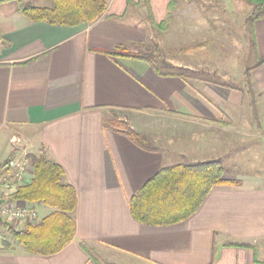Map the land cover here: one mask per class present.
<instances>
[{
  "label": "crops",
  "instance_id": "obj_1",
  "mask_svg": "<svg viewBox=\"0 0 264 264\" xmlns=\"http://www.w3.org/2000/svg\"><path fill=\"white\" fill-rule=\"evenodd\" d=\"M140 1L108 0L103 18L78 27L31 22L19 1L0 3V180L7 178L2 165L26 147L58 163L78 196L76 235L64 250L32 255L8 236L0 264H264V176L246 170L264 158V19L254 24L255 43L251 33L246 43L253 67L211 63L208 41L187 49L186 62L166 59L187 69L186 78L161 76L144 60L108 54L147 49L152 39L163 51L165 33L156 26L171 0H148L153 20L146 6L129 7ZM202 32L196 35L212 34ZM109 115L115 124L105 126ZM127 128L147 135L151 150L134 143ZM15 134L24 146H4ZM212 161L238 184L215 188L175 225L133 218L131 198L161 169ZM36 209L40 220L52 212Z\"/></svg>",
  "mask_w": 264,
  "mask_h": 264
},
{
  "label": "trees",
  "instance_id": "obj_2",
  "mask_svg": "<svg viewBox=\"0 0 264 264\" xmlns=\"http://www.w3.org/2000/svg\"><path fill=\"white\" fill-rule=\"evenodd\" d=\"M4 1L7 0H0V3ZM243 1L252 8L247 22L255 43L254 24L257 20L264 19V0ZM148 3V0H141L138 4L129 2V7L146 6L149 19L153 20ZM177 4L178 0L170 1L166 20L156 26L160 32L169 30ZM108 8V0H51L48 7L19 2V12L29 21L53 26L78 27L94 24L107 14ZM152 47L154 51L148 47L147 50L150 51L147 52H130L127 47H117L108 54L116 58L144 60L161 76L178 75L186 78L187 69L172 66L158 45L154 44ZM252 70L253 68L247 70V92L253 113L258 118L256 94L251 82ZM227 86L239 89L235 85ZM124 132L134 143L151 150L150 146L153 145L147 135L131 129ZM29 159L33 169L31 178L18 186L8 198L11 201L26 202L33 208H49L52 212L37 224H28L19 231L12 230L5 222L0 225L25 252L53 256L64 250L75 238L76 222L73 215L78 206V196L72 185L67 183L65 171L58 163L45 154H31ZM10 161L8 159L2 165L6 174ZM225 177L226 169L219 161L165 167L131 198V214L137 222L146 226H171L184 222L200 209L212 190L238 184ZM227 246L251 248L249 244L240 243H229Z\"/></svg>",
  "mask_w": 264,
  "mask_h": 264
},
{
  "label": "rangeland",
  "instance_id": "obj_3",
  "mask_svg": "<svg viewBox=\"0 0 264 264\" xmlns=\"http://www.w3.org/2000/svg\"><path fill=\"white\" fill-rule=\"evenodd\" d=\"M17 1L41 7H48L51 5V0ZM251 13L252 8L243 0H178L170 28L168 31L164 32L163 38L159 40L160 46L162 45L164 47L163 53L165 58L168 61L172 60V62L176 63L185 61L187 58V49L193 51L201 47L203 43L209 41L207 44L212 50L211 63L223 62L230 64L235 61L253 67L256 63L255 56L249 46L246 45L247 40H250L251 31L247 18ZM2 28H4V26H0V29ZM203 28L211 30L212 34L200 35L198 37L196 34L203 33ZM189 29H192V31L189 32ZM154 42L156 43L155 39H152L149 44L151 51H154V47H152L154 46ZM250 42L251 41H249V44ZM207 44H205V46ZM150 50L144 49L140 51L147 52ZM115 121L116 118L109 115L104 125H114ZM143 121L145 124L149 123V120L146 118H144ZM127 129L130 130V128ZM11 137L12 138L6 136L3 142L4 146L6 144L11 147L10 143L16 147L24 146L25 143L19 135L15 134ZM29 150L25 147L21 156H15L11 160L29 158L32 154ZM246 170L248 172L260 173L264 176V158L261 156L258 166ZM39 215L41 218L40 213Z\"/></svg>",
  "mask_w": 264,
  "mask_h": 264
},
{
  "label": "built area",
  "instance_id": "obj_4",
  "mask_svg": "<svg viewBox=\"0 0 264 264\" xmlns=\"http://www.w3.org/2000/svg\"><path fill=\"white\" fill-rule=\"evenodd\" d=\"M29 158L13 159L9 162V171L5 180H0V199L5 203L0 206V216L12 230L19 231V228L28 224H37L40 220L36 208L29 206L23 201H11L9 196L16 191V188L27 182L32 176V163ZM9 234L0 225V243L7 240Z\"/></svg>",
  "mask_w": 264,
  "mask_h": 264
},
{
  "label": "water",
  "instance_id": "obj_5",
  "mask_svg": "<svg viewBox=\"0 0 264 264\" xmlns=\"http://www.w3.org/2000/svg\"><path fill=\"white\" fill-rule=\"evenodd\" d=\"M5 203V200L4 199H0V206L3 205ZM3 222V219L2 217L0 216V223Z\"/></svg>",
  "mask_w": 264,
  "mask_h": 264
}]
</instances>
